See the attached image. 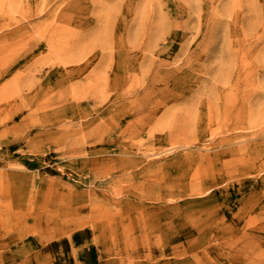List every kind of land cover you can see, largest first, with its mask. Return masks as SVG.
Listing matches in <instances>:
<instances>
[{"label": "rangeland", "instance_id": "374dc122", "mask_svg": "<svg viewBox=\"0 0 264 264\" xmlns=\"http://www.w3.org/2000/svg\"><path fill=\"white\" fill-rule=\"evenodd\" d=\"M0 264H264V0H0Z\"/></svg>", "mask_w": 264, "mask_h": 264}, {"label": "crops", "instance_id": "0c3cea01", "mask_svg": "<svg viewBox=\"0 0 264 264\" xmlns=\"http://www.w3.org/2000/svg\"><path fill=\"white\" fill-rule=\"evenodd\" d=\"M172 237H173V235L170 234V238L168 239V241H172ZM175 242H177V241H175ZM178 242H180V241H178ZM101 245H102V249L103 250H107L108 249L107 245H106V243L104 241L101 243ZM136 252H138V250H136ZM142 254H153V251H151V249H150V244H146L145 241L143 242ZM174 254H177V253H174Z\"/></svg>", "mask_w": 264, "mask_h": 264}]
</instances>
